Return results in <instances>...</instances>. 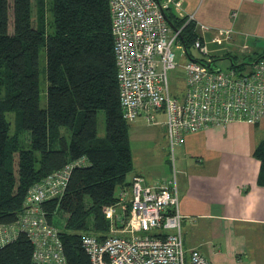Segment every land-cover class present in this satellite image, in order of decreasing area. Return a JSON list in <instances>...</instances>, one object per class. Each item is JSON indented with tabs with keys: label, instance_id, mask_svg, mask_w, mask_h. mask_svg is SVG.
I'll return each instance as SVG.
<instances>
[{
	"label": "trees",
	"instance_id": "16d2710c",
	"mask_svg": "<svg viewBox=\"0 0 264 264\" xmlns=\"http://www.w3.org/2000/svg\"><path fill=\"white\" fill-rule=\"evenodd\" d=\"M0 0V224L15 223L29 191L67 164L73 170L61 199L42 204L49 223L65 216L59 230L67 264H90L85 235L110 231L104 209L118 201L134 170L129 122L120 106L109 0ZM36 9V11H35ZM186 52L199 37L196 21L173 11ZM47 54V107H41L40 51ZM260 54L258 60L263 57ZM191 57V56H190ZM243 64V63H241ZM232 60V68L237 67ZM103 112L106 135H98ZM254 156L261 162L264 139ZM25 232L0 248V264H36Z\"/></svg>",
	"mask_w": 264,
	"mask_h": 264
},
{
	"label": "built area",
	"instance_id": "2783aa9c",
	"mask_svg": "<svg viewBox=\"0 0 264 264\" xmlns=\"http://www.w3.org/2000/svg\"><path fill=\"white\" fill-rule=\"evenodd\" d=\"M109 6L120 106L126 121L156 124L164 115L172 155L186 135L234 122H263L264 58L247 72L216 69L211 58H189L182 65L184 93L177 95L168 72L178 67L172 47L184 48L183 27L173 28L167 14L181 10L182 0H109ZM190 21H195L193 15L186 23ZM224 34L229 38L232 29ZM214 41L221 43L222 39ZM193 47L209 55L201 37ZM84 164V158L74 161L35 185L18 220L0 224V248L25 232L33 243L36 264H67L59 230L47 220L42 204L61 199L73 170ZM104 214L111 233L82 239L90 264H213L199 250L185 249L176 174L152 185L135 175L128 186L120 188L118 201L107 206Z\"/></svg>",
	"mask_w": 264,
	"mask_h": 264
},
{
	"label": "crops",
	"instance_id": "0c3cea01",
	"mask_svg": "<svg viewBox=\"0 0 264 264\" xmlns=\"http://www.w3.org/2000/svg\"><path fill=\"white\" fill-rule=\"evenodd\" d=\"M173 12L194 16L213 64L217 58L232 65L250 53L264 54V0H182V9ZM263 139L264 120L255 125L241 121L186 135L175 149L188 252L199 250L213 264H264V185L261 162L254 156ZM134 175L141 174L134 171L127 181ZM142 176L149 185L167 179Z\"/></svg>",
	"mask_w": 264,
	"mask_h": 264
},
{
	"label": "rangeland",
	"instance_id": "374dc122",
	"mask_svg": "<svg viewBox=\"0 0 264 264\" xmlns=\"http://www.w3.org/2000/svg\"><path fill=\"white\" fill-rule=\"evenodd\" d=\"M47 6V19L51 20L52 12L50 10L51 0H48ZM36 11V9H35ZM173 52L176 54V61L178 67L175 70L168 72L170 86L173 93L177 95H182L185 89V76L182 65L185 64L189 58L194 60L205 59L208 60L211 58V54L203 55L199 50L195 49L193 46L188 48V52L184 51V48L179 49L177 44H174L172 47ZM259 53H250V55L243 56L238 58L235 62L241 64L242 62L245 65L242 68V72H247L251 69L254 60L258 58ZM191 56V57H190ZM216 69H229L231 68L230 60L225 58H217L213 64ZM40 68H41V107H47V81H46V68H47V54L46 49L43 47L40 51ZM99 125H98V135L99 137H104L106 135V122L105 115L103 112H100L98 115ZM165 121L164 115L158 117L156 124L146 123L142 119H138L136 122L129 123V136H130V145L133 155L134 162V171L139 172L142 176L146 178H167L171 179L175 174V162L173 161V156L168 147L167 141L165 139V128L163 123ZM165 149V150H164ZM167 150V152H166ZM133 171V173H134ZM133 173H129L128 178H130ZM135 176V175H134ZM115 205H109L110 207ZM106 218V217H105ZM106 220H108L106 218ZM65 223V216L58 215L55 219V224L59 229L62 230ZM110 231L102 232L100 234H110ZM187 254V259H188Z\"/></svg>",
	"mask_w": 264,
	"mask_h": 264
},
{
	"label": "water",
	"instance_id": "95a60500",
	"mask_svg": "<svg viewBox=\"0 0 264 264\" xmlns=\"http://www.w3.org/2000/svg\"><path fill=\"white\" fill-rule=\"evenodd\" d=\"M169 20V19H168ZM170 22V21H169ZM170 25L173 27V25H172V23L170 22ZM173 28H175V27H173ZM262 58H264V56L263 57H261V58H259L258 60H256L254 63H256L257 61H259L260 59H262ZM242 65H247V64H240V65H238L237 67H240V66H242Z\"/></svg>",
	"mask_w": 264,
	"mask_h": 264
}]
</instances>
